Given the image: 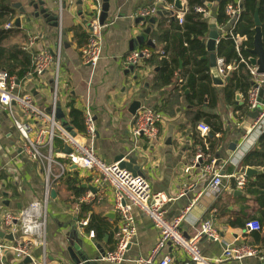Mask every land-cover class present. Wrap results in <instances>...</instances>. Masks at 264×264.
Segmentation results:
<instances>
[{"label": "crops", "instance_id": "1", "mask_svg": "<svg viewBox=\"0 0 264 264\" xmlns=\"http://www.w3.org/2000/svg\"><path fill=\"white\" fill-rule=\"evenodd\" d=\"M33 1L38 7L37 11L28 6L30 0L12 1L11 8L18 3L24 14L12 8L15 17L9 28L11 32L8 40L25 49L34 38L33 45L25 49L34 56V63L35 56L41 51L55 54L60 41L59 84L54 89V69L51 67L41 76L28 75L17 80L15 92L22 97H29L36 108L46 113L51 110L55 100L56 109L63 114L62 120L56 119L59 123H69L70 103L83 111L88 108L95 125L94 149L102 162L114 164L116 158L121 156L125 162H128V158L133 159V170L148 182L151 192L167 199L164 205L167 219L177 218L188 209L180 225V231L186 239L196 234L202 222H212L219 241L202 236L198 242L200 253L207 262L264 264V224L260 232L262 242L258 243L252 232H247L237 224L260 218L256 197L248 194L246 188H237V178L242 175L241 162L264 133L258 136L251 129L254 111L250 110L247 102L249 92L245 96L239 89L233 91L232 97H228L226 87L230 81L224 82L223 86H215L209 68V88L214 97H205L199 103L188 98V90L182 91L185 84L182 73H176L170 85L156 88V66L148 65L145 60L138 65H131L126 60L132 52L161 49L163 45L155 40L154 34L159 25L167 28L169 21H177L180 12L174 8V3L169 5L164 1L160 4V0H107L108 11L102 18L106 28L103 31L101 55L92 67L83 64L81 50L86 43L79 44L73 29L81 28L82 32L89 35L96 1ZM181 2L185 9L186 1ZM103 4L104 1L99 0V21ZM150 8L172 11L174 19L157 15L149 19L140 17V11ZM40 10L47 11L52 19L57 16V27L52 26L55 20L48 21L41 14L34 16ZM207 13L205 18L209 23L214 17L209 11ZM16 18L20 20L19 27L14 25ZM154 19L151 24L150 21ZM148 28L151 30L145 34ZM215 30L219 34L218 44L224 30L217 25ZM139 37L143 38L142 43L136 41ZM149 41L153 47L146 45ZM208 56L207 52L202 59L208 61ZM162 57L160 55V59ZM179 67L182 68L181 62ZM221 79L225 81L223 77ZM133 102L140 104L135 114L130 111ZM145 107L154 109L160 115L155 140L134 138L132 135L134 117L138 110ZM16 112L21 115L20 110ZM211 120L221 124V132L209 136L207 121ZM32 122L36 126L43 125L36 120ZM201 125L207 126L209 132L203 134L198 129ZM72 130L82 139L84 133L77 134ZM208 136L207 142L205 138ZM198 140L206 148L210 142L214 147L212 161L222 173L218 192H211L209 184L206 185L210 177L203 171V161L196 163L197 150L201 147L196 143ZM235 141H238L236 152L231 157L227 156L229 144ZM23 145L12 119L0 107V173L6 178L0 182V231L13 238L12 241L0 239V245L11 246L31 235L30 230L24 231L19 224L13 232L6 229L3 226L4 216L16 214L30 204H40L43 199V165L27 158L23 154ZM63 148H54L57 155L54 157L59 165L54 164L51 168V191H54V196L50 195L47 204L45 247L31 245L29 257L24 259L15 258L8 250H1L0 264H41L44 261L47 264H108L100 260L106 252L115 248L119 230V218L113 209V192L97 179L94 172L70 165L64 157ZM256 177L250 180L245 178L246 183H254ZM74 190L80 191V195L76 196ZM87 193L95 196L91 204L80 202V198ZM92 215L98 217V235L94 233V238L90 239L87 227L81 223L87 220L88 224ZM132 217L137 237L127 252V257L131 259L148 255L158 241V232L146 215L132 209ZM224 243L253 246L258 249V256L242 262H221ZM162 254H169L175 260L185 259V255L170 244L164 247ZM26 258L30 259V263H24Z\"/></svg>", "mask_w": 264, "mask_h": 264}, {"label": "built area", "instance_id": "2", "mask_svg": "<svg viewBox=\"0 0 264 264\" xmlns=\"http://www.w3.org/2000/svg\"><path fill=\"white\" fill-rule=\"evenodd\" d=\"M92 21L90 23V31L87 42L81 50V59L83 64L94 67L100 59L101 43L103 31L106 28L104 24H100L99 0ZM160 0L159 3H164ZM157 8L144 9L140 11V17L149 19L155 15ZM197 13H201L204 17L208 13L203 8H196ZM242 13L241 0H237L236 4L229 5L226 8V15L233 24L239 20ZM184 12L177 15V21L182 23ZM10 25H6L5 29H9ZM233 27L227 32V36L233 41L238 63L226 64L222 58L216 59V69L219 76L229 77L234 73L239 65H244L248 75L252 78V89L247 96V102L251 111L258 112V116L254 119L251 129L259 135L264 132V106L258 102L259 90H264V76L257 73V68L252 67L250 59H245L241 55V48L245 37L235 35ZM60 38V31L58 34ZM32 38L28 47L33 45ZM161 56L163 52H160ZM151 52L148 50L132 52L126 60L131 65H138L140 62L149 59ZM54 69L53 85L57 89L59 84L60 70V41L58 42V51L51 54L48 51H41L35 56L34 74L41 76L46 70ZM17 79L10 76L7 72L0 70V107L10 116L13 126L22 138L23 154L30 160L42 163L44 169V193L40 204H30L25 209L20 210L16 214H6L3 218V226L13 232L17 224L24 231L30 230L28 239L17 242L11 246L0 245L1 250L10 251L15 258L24 259L29 257V249L31 245H39L45 247L46 242V217L47 204L50 200L51 193V168L59 165L54 156V140L59 138L62 142L72 150V154L64 156L70 163L80 169L94 172L100 182L105 183L113 192V209L119 218V230L117 234L116 246L113 250L106 252L102 257V262L108 264H211L207 262L200 253L198 242L202 236H207L213 241H219L218 234L210 220L202 222L199 230L192 238L186 239L181 231L180 225L186 218L187 210L179 217L167 219L164 205L167 199L161 194H153L150 185L141 176L134 175L130 171L121 168L118 163L106 164L102 162L96 155L94 149L95 125L91 111L87 108L84 111V134L79 139L76 134L72 136L65 131V128L55 118L56 102L52 103L49 113L36 108L32 100L25 96L22 97L15 92ZM16 110H20L18 115ZM32 120L39 121L42 126H36ZM160 123V115L152 108L145 107L136 113L133 121L132 135L134 138H145L155 140L158 136V125ZM198 129L206 134L209 132L207 126H199ZM196 163H201L204 159L202 148L197 150L195 157ZM215 161L203 167V171L212 180L208 183L211 192H218L222 183V173L215 166ZM246 179L243 175L237 178V188L243 189ZM94 195L87 193L80 198L81 203L91 204L94 202ZM132 209H137L146 215L152 222L154 228L158 232V241L146 256H136L133 259L127 257L129 247L134 243L137 237L135 221L132 217ZM82 226L87 225V220L82 221ZM247 232H258L261 226L257 221L248 222L245 226ZM88 237L94 238V232L89 231ZM170 244L173 248L181 251L185 255L184 260H175L169 254H162V250L166 245ZM222 261L242 262L249 258L258 256V251L247 244L240 245H223ZM218 262H215L217 264ZM35 264V263H33ZM40 264V263H39ZM41 264H47L45 261ZM68 264V263H57Z\"/></svg>", "mask_w": 264, "mask_h": 264}, {"label": "trees", "instance_id": "3", "mask_svg": "<svg viewBox=\"0 0 264 264\" xmlns=\"http://www.w3.org/2000/svg\"><path fill=\"white\" fill-rule=\"evenodd\" d=\"M13 0H0V70L7 72L10 76L16 77L19 81L28 75L34 74V56L23 49V47L17 43L9 42L10 30L5 29L6 25L13 23L15 14L11 8ZM175 0H165L166 4L173 5ZM186 7L184 9V15L182 23L178 21H169L168 27L162 28V25L158 26L156 34H154L155 40L162 43L161 49H150L151 56L145 60L148 65L156 66L158 68L156 74V88H163L172 83V80L176 73H182L185 78V84L182 91H189L188 98L197 100L202 103L205 97L213 98L212 91L209 88L210 76H209V64L208 61L202 59L207 55L205 44L203 39L209 33L208 21L203 14L197 13L196 8L200 7L209 11L213 15L216 25L224 30L223 36L217 44L216 56L225 60L226 64L238 63L239 58L237 56L233 41L227 36V32L233 27L232 32L235 35L245 37L246 41L243 42L241 48V55L245 59H249L251 55L249 50L253 47L254 36V24L253 17L254 11L257 6L258 0H241L242 13L239 20L233 24L226 15V8L233 4L235 5L237 0H185ZM259 17L261 21V29L263 35V47H264V0H260ZM76 37L79 38V44L83 45L87 42L88 36L85 32H82L81 28L73 29ZM160 52H163V57L160 59ZM179 62L182 64V68L179 67ZM252 78L248 75L244 65H239L237 70L232 73L230 83L226 87V93L228 97H232L233 91L241 90L246 96L247 93L253 88ZM69 113L68 119L71 128H73L77 134L84 133V111L76 109L73 104L68 105ZM210 126V135L221 132V124L215 120L207 121ZM68 125V126H69ZM208 137L205 138L208 142ZM200 144L204 160L202 165L205 166L212 161L213 145L210 142L206 148L204 143L200 140L196 142ZM64 146L62 140L56 138L54 140V148L62 149ZM242 167H249L254 169H264V133L258 139V142L253 150H251L242 160ZM5 176L0 173V182L5 181ZM246 192L256 197L260 207V218L257 221L261 230L258 232H252V236L255 238L256 243L262 242L260 238V232L263 230L264 224V173L256 177L254 183H246ZM72 189V188H71ZM76 196L80 195V191L74 190ZM251 222V221H250ZM248 221L237 223L242 229H245ZM87 231H94L98 235V217L92 215L86 225ZM253 247V246H251ZM258 250L257 248L253 247Z\"/></svg>", "mask_w": 264, "mask_h": 264}, {"label": "water", "instance_id": "4", "mask_svg": "<svg viewBox=\"0 0 264 264\" xmlns=\"http://www.w3.org/2000/svg\"><path fill=\"white\" fill-rule=\"evenodd\" d=\"M103 1H104V4L102 6V13H101L102 16H101L100 21H99L100 24H103L102 18L104 17L105 13H107V11H108L107 0H103ZM28 6L32 7L33 10L37 11L38 7L34 3L33 0H30ZM173 6L176 10H178V12H183V10H184V7H183L181 0H175ZM259 7H260V0H258V2H257V6H256V9L254 11V17H253V24H254L253 47L248 52L251 55V57H250L251 66L256 67L257 73L259 75L264 76V47H263V35H262V29H261V21H260V17H259ZM12 8L17 9V10H19V12L24 14V10L22 8L20 9V4H18V3L13 4ZM40 14L43 15V18L47 19L48 21L55 20V23H52V26L57 27V22H58L57 16L52 19L50 14L47 13V11H43V10H40L38 13H35L34 16L38 17V15H40ZM155 15H157L159 17L167 16L171 19H174L172 11L157 10ZM154 21H155V19L150 21V23L153 24ZM19 23H20V20L18 18H16L14 25L16 27H19ZM208 26H209L210 32L208 34L206 41H204V43H205L206 51L209 53L208 61H209V68H210V76L212 77V82L215 86H223L224 82L228 83L230 81V77H226L225 81H223L221 79V77L219 76L217 69H216L215 51H216V47H217V40H218L219 34L215 30L216 25H215L214 19H211L209 21ZM150 30L151 29L148 28L145 30L144 33L148 34L150 32ZM136 41L139 43H142L144 40H143V38L139 37L136 39ZM146 45L149 47H153V45L151 44L150 41L147 42ZM17 83H18V81H17ZM263 95H264V90L263 89L259 90L258 102L264 106V100H262ZM139 106H140V104L138 102H133V104L131 105V108H130L131 114H135V111L139 108ZM49 112H50V110H49ZM252 115H253V118L255 119L258 116V112L254 111L252 113ZM55 118L57 120L63 119V114L60 112L59 109L55 110ZM60 124L63 128H65V131L70 133L72 136H75V133L73 132L72 128L69 127L66 122L60 121ZM237 145H238V141L230 143L228 148H227L226 155L231 157L234 154V152H236ZM62 152L66 155L72 154V150L68 146H65L63 148ZM123 159L124 158L122 156L116 158V163H119V166L121 168H124V169L130 171L134 175H137V173L133 170V168L131 166L134 162L133 159L128 158L127 159L128 162L123 161ZM74 168H76V167L74 166ZM240 173L245 178L250 180V179H253L254 177L258 176L259 174L264 173V169L263 170H256L254 168L242 167L240 169ZM211 180H212V177H210L208 179L206 185H208V183ZM50 195L54 196V191H51ZM0 239L7 240V241L13 240L11 235H6L1 231H0ZM24 263H30V259L26 258Z\"/></svg>", "mask_w": 264, "mask_h": 264}]
</instances>
